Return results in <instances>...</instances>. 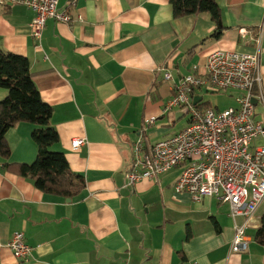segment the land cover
Listing matches in <instances>:
<instances>
[{"label":"crops","instance_id":"crops-1","mask_svg":"<svg viewBox=\"0 0 264 264\" xmlns=\"http://www.w3.org/2000/svg\"><path fill=\"white\" fill-rule=\"evenodd\" d=\"M217 2L219 39L211 37L219 25L206 15L175 19L170 0H59L73 20H49L41 41L31 32V8H0V49L30 61L33 81L53 110L51 125L60 137L55 149L86 179L76 199L61 200L7 173L0 158V264H264V245L255 240L264 204L246 231L247 250L237 253L229 205L176 192L182 171L127 185L134 144L164 140L159 121L176 85L204 73L213 52L259 47L264 96V0ZM229 94L236 99L237 92ZM7 95L0 88V101ZM255 114L264 123V101L258 99ZM183 116L180 111L177 118ZM151 118L156 121L149 125ZM33 130L30 124L8 130L6 163L36 160ZM76 139L85 142L74 150ZM15 233L33 248L28 258L17 259L6 247Z\"/></svg>","mask_w":264,"mask_h":264},{"label":"built area","instance_id":"built-area-1","mask_svg":"<svg viewBox=\"0 0 264 264\" xmlns=\"http://www.w3.org/2000/svg\"><path fill=\"white\" fill-rule=\"evenodd\" d=\"M7 4L26 5L36 13L30 27L37 39H41L48 20H71L58 9V0H0V6ZM240 31L244 36L250 34L246 29ZM253 41L259 39L253 37ZM204 68V73L188 75L176 85L175 94L163 111L166 114L186 109L191 114L189 127L153 145L139 138L133 146L127 185L183 167L176 192H186L195 201L213 198L229 205L235 228L232 251L240 253L248 248L246 231L264 204V123L256 121L254 104V99L264 101L259 47L254 53L215 51ZM165 78L172 79L166 69ZM196 89L235 91L237 106L226 110L198 109L194 104ZM155 121L151 118L148 124ZM258 139L262 143L254 146ZM84 142L73 140L72 148L77 150ZM240 217L244 220L242 224L237 223ZM6 247L17 259L28 258L33 251L23 233H15Z\"/></svg>","mask_w":264,"mask_h":264},{"label":"trees","instance_id":"trees-1","mask_svg":"<svg viewBox=\"0 0 264 264\" xmlns=\"http://www.w3.org/2000/svg\"><path fill=\"white\" fill-rule=\"evenodd\" d=\"M170 3L175 19L206 15L213 23L219 25L217 32L211 37L215 39L221 37L222 10L217 0H170ZM11 5L22 4H7L0 8ZM58 9L70 16L69 22L73 20L68 11L60 9L59 0ZM41 39L37 40L41 41ZM0 88L8 91L7 97L0 101V158L5 160L3 169L7 173L9 171L30 180L46 195L61 200L76 199L85 190L86 179L72 171L63 152L53 150L60 142L58 132L51 125L53 110L42 100L32 78L30 61L26 57L0 49ZM197 108L209 107L205 106L202 100L198 102ZM19 124L34 126L31 137L37 146L38 154L32 164L6 163L11 156L6 134L8 130ZM255 240L264 245V216L259 224Z\"/></svg>","mask_w":264,"mask_h":264},{"label":"rangeland","instance_id":"rangeland-1","mask_svg":"<svg viewBox=\"0 0 264 264\" xmlns=\"http://www.w3.org/2000/svg\"><path fill=\"white\" fill-rule=\"evenodd\" d=\"M197 92H198V94H201L203 96V104H205V106L211 107L213 109L226 110L229 107H232L235 105L234 96L229 97L230 91H218V92H216L215 90H212V91L207 92L205 89H202V90H198ZM172 97L170 98V100L172 99ZM166 101H167V99H166ZM168 102L166 103V105L168 104ZM180 111H182V110H180V109L171 110L165 114V116L163 117L162 120L159 121L160 126L164 125L166 127V130H167V133L165 134V136H163L160 139H166V138H170L172 136H175L176 134L184 131L187 127H189L191 114L187 113L182 118L178 119L177 115ZM53 150H54V152L56 151L55 148H53ZM174 171L176 172V174H180V172L183 171V169L182 170L175 169ZM181 174H182V172H181Z\"/></svg>","mask_w":264,"mask_h":264},{"label":"water","instance_id":"water-1","mask_svg":"<svg viewBox=\"0 0 264 264\" xmlns=\"http://www.w3.org/2000/svg\"><path fill=\"white\" fill-rule=\"evenodd\" d=\"M200 99L201 98H198V97H196L195 99H194V104L195 105H197V103L200 101ZM257 100L256 99H254V104L256 105L257 104ZM182 113H183V115H185V114H187V110L186 109H184V110H182ZM68 201H71V199H67Z\"/></svg>","mask_w":264,"mask_h":264}]
</instances>
